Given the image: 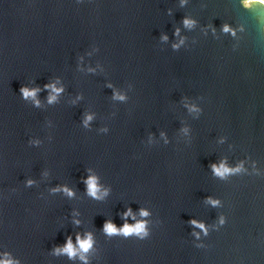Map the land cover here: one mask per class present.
Instances as JSON below:
<instances>
[{
	"label": "water",
	"instance_id": "obj_1",
	"mask_svg": "<svg viewBox=\"0 0 264 264\" xmlns=\"http://www.w3.org/2000/svg\"><path fill=\"white\" fill-rule=\"evenodd\" d=\"M2 261L264 264V5L0 0Z\"/></svg>",
	"mask_w": 264,
	"mask_h": 264
},
{
	"label": "clouds",
	"instance_id": "obj_2",
	"mask_svg": "<svg viewBox=\"0 0 264 264\" xmlns=\"http://www.w3.org/2000/svg\"><path fill=\"white\" fill-rule=\"evenodd\" d=\"M254 3H259V4L264 5V0H244V6L245 7H250ZM192 23H194V22L193 21H189L187 19L184 21L185 26H190ZM224 30L228 31L227 26H225ZM165 39H166V37H165ZM174 47H177V46H174ZM46 87H51L52 91L55 92V93H59L60 91H62V89H57V88H55L52 85H46ZM37 91H38V89H32V90H29L27 88H22L21 89V92H22V94H23V96L25 98H29V97L35 98ZM55 98L56 97L54 95L49 96V103H52L55 100ZM118 98L119 99H124L123 96H119ZM36 103L38 105L39 101H36ZM191 110H195V109H191ZM87 119L91 120L92 117L89 116ZM212 167H213L214 173L216 175L222 177V178L226 174H229V173L234 172V171H239V168L230 169V168L226 167L223 163H221V165L219 167H217L216 165H213ZM86 183H87V186H88L87 187L88 194L90 196H92L93 198H99L97 196V193L100 191V189H99V186H98V183H97V178L94 177V176L89 177L88 180L86 181ZM29 184H31V181H29ZM64 191L67 192L68 195H70V196L73 195V193L70 190H68L67 188H65ZM210 203L215 205V204L218 203V201L210 200ZM129 212H130V210H129ZM127 214L128 213H126L125 215H127ZM140 214H141V216H147L148 212L145 211V210H141ZM221 222H223V221H221ZM192 223L193 224H197L196 221H192ZM197 226H199L201 228L204 227L203 224H199ZM104 231L108 235H114V234L122 233L125 236H130V235L135 234L137 236H140L141 238H144L148 234L147 231H146V223L143 222V221L142 222H138L134 226H129V225L125 224L120 229H117L116 226L112 222L109 221V222L105 223ZM77 242L79 244L80 250L83 251V252H87L92 246L91 235L89 234L88 237L86 239H84V240H81L79 238V236H78L77 237ZM58 251H62L64 253L68 254L70 258L76 255V250L74 249L70 238H69L67 244L65 245V247L63 249H59ZM81 259H84V257H81ZM0 264H11V261H2V262H0Z\"/></svg>",
	"mask_w": 264,
	"mask_h": 264
}]
</instances>
